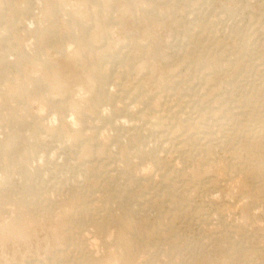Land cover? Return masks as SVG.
<instances>
[{
	"label": "rangeland",
	"instance_id": "1",
	"mask_svg": "<svg viewBox=\"0 0 264 264\" xmlns=\"http://www.w3.org/2000/svg\"><path fill=\"white\" fill-rule=\"evenodd\" d=\"M0 29V80L26 92L8 98L0 83V180L40 198L23 207L35 215L24 234L8 227L22 205H0V264H58L62 251L71 262L79 244L101 264H127L108 254V234L129 236V254L156 235L137 255L146 264H264V188L242 152L264 130V0H0ZM117 218H133L137 234ZM107 219L102 232L93 224Z\"/></svg>",
	"mask_w": 264,
	"mask_h": 264
},
{
	"label": "bare ground",
	"instance_id": "2",
	"mask_svg": "<svg viewBox=\"0 0 264 264\" xmlns=\"http://www.w3.org/2000/svg\"><path fill=\"white\" fill-rule=\"evenodd\" d=\"M4 30V29H3ZM80 30L81 31H83V25H80ZM5 31H7V30H5ZM2 39H4V37H3V31L0 29V41L2 40ZM14 41V40H13ZM10 43V42H9ZM16 44V46L14 45V42H13V44H12V46H11V44H10V46L13 48L12 49V51H14L15 49H14V47H17L18 48V50L20 51L19 53H22V54H18L19 55V58H18V62L20 63V64H22L21 62H23V60L24 61H26V60H28V56L26 55V54H24L25 52L22 50L23 48H22V45H21V43H19V42H17V43H15ZM14 46V47H13ZM7 47V46H6ZM22 48V49H21ZM31 62H33L34 61V59L32 58L31 60H30ZM29 61V62H30ZM35 62V61H34ZM35 63H37V65L39 66H41V64L40 63H38V62H35ZM228 64V63H227ZM46 70H48V71H50V72H53V74H56V72L54 71V69L49 65V66H47L46 67ZM2 73H4V71H3V69L0 67V75L2 74ZM209 78V77H208ZM88 84H89V87H90V85L92 84V82H93V79L92 78H88ZM0 83L1 84H4V85H6L7 87H8V89H9V93H8V98H13L15 95H17V97H19V96H22L24 93H26L25 92V89L23 88V86L20 84V83H17V82H15V84H6V81H2V80H0ZM264 84V83H263ZM45 87H48L49 85L48 84H46V85H44ZM245 86V85H244ZM220 87V86H219ZM261 89H262V87H261ZM139 91V90H138ZM201 91V90H200ZM82 93V92H81ZM105 93V89H103V90H100V91H96V96H98V97H100V96H102L103 94ZM214 93V92H213ZM39 95H40V97H42L43 99H45V100H47V101H55L56 99H55V97H54V93H49V92H47V90L45 89V91L44 92H42V93H39ZM16 97V96H15ZM133 98V97H132ZM221 99V98H220ZM223 99V98H222ZM231 99V98H230ZM229 99V100H230ZM239 99V98H238ZM237 99V100H238ZM227 100V99H226ZM53 101V102H54ZM224 101V100H223ZM240 101V100H239ZM242 101V100H241ZM218 102V101H217ZM249 103L250 102V100L248 99V98H246L245 99V103ZM239 103V102H238ZM203 105V104H202ZM229 105V104H228ZM238 105V104H237ZM232 106V105H231ZM234 106V105H233ZM241 106V105H240ZM246 106V105H245ZM247 106H248V104H247ZM201 107V109H202V106H200ZM205 108V107H204ZM235 108V107H234ZM242 108V107H241ZM245 109V108H244ZM127 110V109H126ZM126 110H124L123 112H121L124 116H127V115H132L131 113H130V111L128 110V111H126ZM212 110V109H211ZM226 112V111H225ZM76 113V112H75ZM139 113V112H138ZM212 113H214V112H212ZM238 113V112H237ZM120 114V113H119ZM242 114V113H241ZM246 114V113H245ZM144 115H145V113H144ZM157 115V114H156ZM155 115V116H156ZM236 115V114H235ZM243 115V114H242ZM120 116V115H119ZM142 117H144V116H142ZM160 117H161V115H160ZM230 117V116H229ZM225 119V118H224ZM228 119V118H227ZM159 120V119H158ZM169 120V119H168ZM260 120H263V119H259V121ZM195 121V120H194ZM264 121V120H263ZM155 122V121H154ZM157 122V121H156ZM254 122V121H253ZM258 122V121H257ZM261 122V121H260ZM149 124L147 125V129L148 130H150L151 132H154V130H156L157 129V126L155 125L156 123H153V122H148ZM192 123V122H191ZM263 123V122H262ZM165 124V123H164ZM170 124V123H169ZM71 125V124H70ZM72 127H74L73 125H71ZM199 126H200V124H199ZM241 126H242V123H241ZM241 126H240V128H241ZM202 127V126H201ZM222 127V126H221ZM244 127V126H243ZM257 127V126H256ZM264 126H262V128H263ZM75 128V127H74ZM204 128V131H205V126L203 127ZM202 128V129H203ZM212 128V127H211ZM239 128V129H240ZM248 128V127H247ZM253 128V127H252ZM164 129V128H163ZM201 129V130H202ZM215 129H217V128H215ZM248 129H250V128H248ZM260 129V128H259ZM200 130V131H201ZM219 130V129H218ZM224 130V129H223ZM243 130V129H242ZM246 130V132H247V129H245ZM263 130V129H262ZM164 131V130H163ZM209 131V130H208ZM244 131V130H243ZM223 132V131H222ZM242 132V131H241ZM251 132V131H250ZM213 133V132H212ZM236 133V132H235ZM243 133V132H242ZM249 134V133H248ZM253 133H251V135H252ZM212 135V134H211ZM223 135V134H222ZM243 136V135H242ZM249 136V135H248ZM81 137V136H80ZM79 137V138H80ZM190 137V136H189ZM194 137H195V135H194ZM240 137V136H239ZM247 137V136H246ZM251 137V136H250ZM253 137V136H252ZM260 137H261V139L260 140H257V139H249V141L247 140V142L244 144V145H242V146H244V147H242L243 149H242V152H245V151H243V150H246L249 154H250V159L252 158V164L253 165H255L254 167H252V168H255L256 169V176H255V174L254 173H250V174H254V177H255V182H257L259 185V187H261V190H263V188H264V162L263 161H258V159L260 158V155L259 156H257L259 153H262V152H264V130L262 131V132H260ZM82 138V137H81ZM139 138V137H138ZM135 139V138H134ZM137 139V138H136ZM178 139V138H177ZM232 139V138H231ZM259 139V138H258ZM195 140V139H194ZM193 140V141H194ZM216 140V139H215ZM240 140V139H239ZM171 142V141H170ZM219 142V141H218ZM240 142V141H239ZM6 143H7V141H6ZM9 143V142H8ZM179 143V142H178ZM199 143V142H198ZM236 143V142H235ZM223 144V143H222ZM242 144V143H241ZM198 145V144H197ZM201 145V144H200ZM227 145V144H226ZM178 146H179V144H178ZM228 146V145H227ZM232 146V145H231ZM237 146V145H236ZM196 147V146H195ZM204 147V146H203ZM202 147V148H203ZM209 147V146H208ZM224 147H225V145H224ZM235 147V146H234ZM170 148V147H169ZM233 148V147H232ZM238 148V147H237ZM200 149V148H199ZM239 149V148H238ZM1 150L3 151L2 153L4 154V155H8L10 158H11V156H16L15 154H16V150H15V148L11 145V144H3V145H1ZM203 150V149H202ZM199 151H201V149L199 150ZM199 151H197V152H199ZM209 151V150H208ZM232 151V150H231ZM239 151H241V150H239ZM166 152H167V150H166ZM206 152H207V149H206ZM15 153V154H14ZM201 153V152H200ZM203 153V152H202ZM236 153H239L240 154V152H238V150H237V152ZM208 154V153H207ZM232 154V153H231ZM238 154V155H239ZM209 155V154H208ZM242 155V154H241ZM235 156V155H234ZM209 157V156H208ZM238 157V156H237ZM233 159V158H232ZM8 160V159H7ZM225 161V160H224ZM8 162V161H7ZM249 164V163H248ZM171 165V164H170ZM10 167H11V165H9ZM8 165H7V168L9 167ZM13 166V165H12ZM229 166V165H228ZM228 166L227 165H225V164H221L220 166H218L219 167V170L221 171V175L223 174V175H227V172H229V171H231L233 168L232 167H234V166H232L231 168V170L230 169H228ZM249 166V165H248ZM247 166V167H248ZM9 167V168H10ZM12 169H16V167H11ZM165 168V167H164ZM194 168V167H193ZM235 169H237L236 167L234 168V170ZM248 169H250L249 167L247 168V170ZM20 170V169H19ZM193 170V169H192ZM218 170V171H219ZM191 171V170H190ZM199 171V170H198ZM198 171L197 170H193V174L194 175H197L198 174ZM219 171V172H220ZM233 171V170H232ZM250 171H251V169H250ZM15 172V171H14ZM181 172V171H180ZM200 172V171H199ZM238 172V171H237ZM247 172H249V171H247ZM252 172V171H251ZM11 173V172H10ZM12 173H13V171H12ZM20 173V172H19ZM188 173H191V172H188ZM188 173H187V175H188ZM201 173H202V170H201ZM26 174V173H25ZM203 175H204V173H202ZM219 174V173H218ZM231 174V173H230ZM236 174V173H235ZM248 174V173H247ZM184 175V174H183ZM182 175V176H183ZM190 175H192V174H189V176ZM202 175V176H203ZM211 175V174H210ZM213 175V174H212ZM220 175V174H219ZM229 175V174H228ZM198 176H200V175H198ZM230 176V175H229ZM234 176V175H233ZM242 176V175H241ZM246 177H248V175H245ZM4 177V176H3ZM61 177V176H60ZM178 177V176H177ZM250 177V176H249ZM248 177V178H249ZM11 178V177H10ZM28 181L26 182V183H30V181H29V179H30V177L26 174V177H25ZM201 178V177H200ZM231 178H232V176H231ZM235 178V177H234ZM243 178V179H242ZM242 178L240 179V182H239V184L240 183H242L243 185H241V186H239V185H236V187L237 186H239L240 188L243 186V187H246L247 185H249V181H246L247 180V178H245V177H243L242 176ZM61 179V178H60ZM205 179H207V178H205ZM210 179V178H209ZM239 179V178H238ZM251 179H254V178H251ZM63 180V179H62ZM62 180H60V182H59V180L58 181H56V182H59V183H62ZM229 180H231V179H229ZM65 181V180H64ZM63 181V182H64ZM183 181V180H182ZM212 181V180H211ZM215 181V180H214ZM218 181V180H217ZM231 181H233V179L231 180ZM246 181V182H245ZM0 182H2V185L0 184V205H2L3 203H5L6 202V204H8L7 203V201H10V199L12 200L11 202H13V204H15V205H17V204H19V205H22V207H19L18 208V206H17V208L18 209H16L17 211H16V215L12 218V221L10 222V225H8V227H10V228H12L14 231H16L17 233H19V234H24L25 232H26V230H27V227L28 226H30V222L31 221H33V220H35V215H34V211H32V206H34V205H37L38 203L37 202H40L38 199H40V198H38V196H35V195H33L31 198H28L26 195H25V193L27 192V188L25 189L26 191L25 192H23L20 196H16V195H13V191L9 188V186L7 187V185L5 186V185H3V181L2 180H0ZM177 182V181H176ZM179 182V181H178ZM209 182H210V180H209ZM213 182V181H212ZM234 183H236L235 181H233ZM201 183V182H200ZM217 183V182H216ZM234 183H233V187L229 184V186L230 187H228L229 189H228V191L230 192V193H232V191L234 190V188H235V185H234ZM65 184V183H64ZM196 184V183H195ZM194 184V185H195ZM199 184V183H198ZM62 185H63V183H62ZM205 185V184H204ZM203 185V186H204ZM215 185V184H214ZM250 185H252V183H250ZM250 185H249V187H250ZM253 185H254V182H253ZM225 186V185H224ZM172 187V186H171ZM211 187V186H210ZM254 187V186H253ZM256 187V186H255ZM254 187V188H255ZM196 188V187H195ZM193 189V188H192ZM198 189V188H197ZM238 190V189H237ZM241 190H242V188H241ZM243 190H245V189H243ZM249 190V189H248ZM254 190V189H253ZM176 191V190H175ZM235 191H236V189H235ZM246 191V190H245ZM242 192V194L244 193V194H246V192ZM21 192H22V190H21ZM234 192V191H233ZM248 192V191H247ZM43 193V192H42ZM236 193V192H235ZM241 194V196H243ZM239 195V194H238ZM247 195V194H246ZM249 195V194H248ZM74 196V195H73ZM240 196V197H241ZM245 197V196H244ZM14 198H16L14 201H13V199ZM72 199H75V198H72ZM77 199H79L78 197H76V199L75 200H73L74 201V203H75V201L77 200ZM84 199V198H83ZM248 199V198H247ZM243 200V199H242ZM77 201H79V200H77ZM83 201V200H82ZM84 201H86V200H84ZM172 201V203H174V205H176V200L175 199H172L171 200ZM189 201V200H188ZM17 202V203H16ZM80 202V201H79ZM78 202V203H79ZM171 203V202H170ZM32 204V205H31ZM80 204V203H79ZM81 204H84V202L83 203H81ZM24 205H26V206H29V205H31V208L30 209H27L26 207L25 208H23L24 207ZM85 205V204H84ZM181 205V204H180ZM5 206V205H4ZM4 206H3V208H4ZM81 206V205H80ZM80 206H78V207H80ZM85 206H87V205H85ZM90 206V205H89ZM2 207V206H1ZM34 208H35V206H34ZM33 208V209H34ZM84 208H86V207H84ZM176 208V207H175ZM90 209V208H89ZM130 209H132V208H130ZM35 210V209H34ZM92 210V209H91ZM181 210V209H180ZM48 211V210H47ZM244 211V210H243ZM173 212V211H172ZM188 212V211H187ZM67 213V212H66ZM64 213V215H63V218H65L66 220H68L69 221V223H70V225L71 226H73V222H74V220L76 219L74 216H72L71 214H69V213ZM180 214V213H179ZM118 219V218H117ZM164 219H166V216H164ZM161 220V217L159 218V221ZM73 221V222H72ZM133 221H134V219L133 218H124V220L123 221H120L119 219H118V222H117V227L120 229V232L121 231H128V232H130V233H132V234H137V232H136V227L134 226H131L129 223L130 222H132L133 223ZM169 222V221H168ZM113 224V221L111 220V219H107V220H104V221H102V222H98V223H95V221L93 222V224H95L97 227H98V229H99V231L100 232H102V231H104L106 228H108V226L110 225V224ZM134 223H135V221H134ZM143 224H146V223H142L141 225H143ZM159 226H160V224H158ZM168 225H170V224H168ZM143 226H145V225H143ZM146 226H147V224H146ZM154 226V225H153ZM156 226L157 225H155V227L154 228H156ZM161 227V226H160ZM163 227V226H162ZM153 227H152V229H154ZM171 228H172V226H171ZM243 228V227H242ZM148 229H150V228H147V230ZM152 229H151V231H152ZM159 230V229H158ZM164 230V229H163ZM162 230V231H163ZM168 230H171L170 228H168ZM248 230V229H247ZM148 231H150V230H148ZM147 231V232H148ZM150 231V232H151ZM161 231V232H162ZM154 231H152L151 232V234L153 233ZM156 232V231H155ZM159 232H160V230H159ZM163 233V232H162ZM149 234V233H148ZM150 234V235H151ZM160 234V233H159ZM166 234V233H165ZM153 235H154V233H153ZM152 235V236H153ZM161 235V234H160ZM163 235V234H162ZM248 235V234H247ZM146 236H149V235H146ZM151 236V237H152ZM156 236V235H155ZM155 236H153V238L155 237ZM166 236V235H165ZM174 236V235H173ZM211 236V235H210ZM157 237L159 238V236L157 235ZM160 237H162V236H160ZM129 236H120V237H118L117 238V240H113L112 241V239L109 237V234L107 235V241H106V246H107V248L109 249V251H108V254L109 255H111V256H113L114 257V260H118V258H119V260H121V261H123L124 259L126 260V256H127V264H146V263H142L143 261H139V262H137L138 261V257H137V255L138 254H141L146 248H148L149 246L148 245H151V246H153V244L154 243H152L153 241H155L156 239L154 238V240H152L153 238H151V241L149 240V237H145L144 236V240H149L152 244H150V242L149 241H143V242H141L140 243V245L137 247V249H136V251L135 250H133V252H131V250H130V254L128 253L129 252V245H128V241H129ZM175 238V237H174ZM220 238V237H219ZM116 239V238H115ZM162 239V238H161ZM217 239V238H216ZM220 240H223V239H220ZM124 241V242H123ZM217 241H219L218 239H217ZM241 241V240H240ZM244 241V240H243ZM77 242H78V244L80 243V238H79V236L77 237ZM156 242V241H155ZM89 243V242H88ZM94 243V242H93ZM124 243V244H123ZM229 244V243H231V241L230 242H228V240L226 239L225 240V242L224 243H218V244H220V245H222V244ZM238 244V243H237ZM231 245H232V243H231ZM234 245H236L235 243H234ZM85 248V247H84ZM73 250H75L76 251V249L73 247ZM90 251V250H89ZM147 251V250H146ZM70 252V251H69ZM68 252V253H69ZM78 252H79V255H80V257H81V259H72L71 260V262H68V253L67 252H64V251H62V252H60V256L59 257H61V256H63L62 258H60V260H63L61 263H60V260H58V264H101L100 262V259H96L97 257H95V256H93V254H91V253H88V252H85L84 250H83V248L81 247V245L79 244V248H78ZM95 252V251H94ZM75 253V252H74ZM129 254V256L130 257H128V255L127 254ZM124 254H126V256H124ZM197 259H199V258H197ZM196 259V261H198ZM124 260V261H125ZM54 262V264H57V261H53ZM176 262V261H175ZM178 262V261H177ZM217 263H219L218 261H217ZM221 263V262H220ZM171 264H175L174 263V261H173V263L171 262ZM195 264V263H194ZM198 264V263H197ZM223 264V263H222Z\"/></svg>",
	"mask_w": 264,
	"mask_h": 264
}]
</instances>
